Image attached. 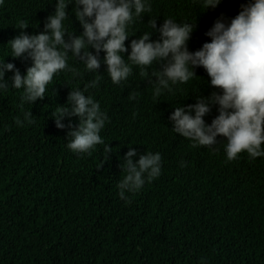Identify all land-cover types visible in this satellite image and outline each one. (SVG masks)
I'll list each match as a JSON object with an SVG mask.
<instances>
[{"label":"trees","instance_id":"obj_1","mask_svg":"<svg viewBox=\"0 0 264 264\" xmlns=\"http://www.w3.org/2000/svg\"><path fill=\"white\" fill-rule=\"evenodd\" d=\"M246 2L223 0L202 11L195 0H151V11L135 19L125 44L152 32L151 19L159 28L170 18L195 23L188 42L195 52L210 42L205 33L217 18L230 20ZM74 8L68 5L64 26L78 37L83 27ZM55 10L56 0H2L0 61L26 75L32 60L11 56L8 42L21 32H44ZM21 22L26 29L19 28ZM151 39L158 40L159 33L153 31ZM99 55L102 61L105 53ZM67 65L34 104L22 103L23 89L0 93V264H264V157L242 152L228 161L222 137L212 148L194 147L172 130L175 107L215 90L206 71L199 67L198 77L154 97L159 63L143 75L132 65L120 84L111 81L103 63L89 71L69 53ZM12 76L5 74L9 85ZM72 90L91 96L107 116L103 144L90 153L67 148L79 117L66 118L60 129L52 116L67 105ZM26 113H32L33 123ZM216 115L213 107L206 122ZM131 146L138 153L134 161L139 154L160 153L161 173L122 200L118 182Z\"/></svg>","mask_w":264,"mask_h":264},{"label":"clouds","instance_id":"obj_2","mask_svg":"<svg viewBox=\"0 0 264 264\" xmlns=\"http://www.w3.org/2000/svg\"><path fill=\"white\" fill-rule=\"evenodd\" d=\"M202 11L216 9L223 0H195ZM2 3V0H0ZM75 5V16L83 27V33L70 35L64 26L67 7ZM151 0H56V10L47 17L44 32L20 35L8 42L10 55L20 58L27 55L32 66L22 75L13 63L0 61V93L9 87L23 89L22 103L34 104L45 98L48 84L60 71L65 70L69 53L78 58L89 71H98L101 63L114 84L126 81L132 73V65L144 70L159 63L156 73L154 97L162 92H172L174 85L185 84L202 67L215 89L207 96H197L194 104L175 107L169 116L172 130L193 142V146L212 148L222 137L228 161L246 152L251 159L264 157V0H247L240 5L239 13L229 19L221 16L205 33L210 42L192 52L188 42L195 30V23H178L166 18L157 28L156 19L149 24L159 33V39H151L152 32H145L139 39L131 40L129 27L145 12H150ZM21 29L27 26L21 22ZM70 36L69 40L65 36ZM127 61H125V53ZM90 49L95 50V54ZM105 53L101 61L100 52ZM130 62V63H129ZM6 72H13L11 85L5 80ZM95 81L89 86H94ZM216 107L218 115L207 123L205 117ZM32 113L25 120L33 123ZM56 126L66 127L64 120L79 117L78 128L69 131L71 140L67 148L82 154L98 144H103L100 131L107 116L91 96L80 90H72L67 105L52 113ZM17 124L22 121L17 119ZM67 127H70L68 125ZM122 164L123 178L118 182L119 197L127 200L126 193L139 191L161 173V154H139L129 147ZM112 151L109 145L105 152Z\"/></svg>","mask_w":264,"mask_h":264}]
</instances>
